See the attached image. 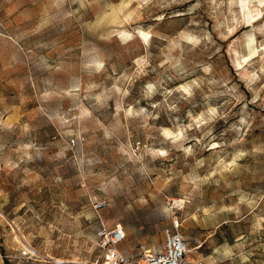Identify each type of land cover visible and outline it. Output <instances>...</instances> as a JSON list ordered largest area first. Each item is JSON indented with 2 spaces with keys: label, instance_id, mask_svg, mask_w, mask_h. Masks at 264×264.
I'll return each instance as SVG.
<instances>
[{
  "label": "rangeland",
  "instance_id": "374dc122",
  "mask_svg": "<svg viewBox=\"0 0 264 264\" xmlns=\"http://www.w3.org/2000/svg\"><path fill=\"white\" fill-rule=\"evenodd\" d=\"M175 219L196 260L264 264V0H0V264Z\"/></svg>",
  "mask_w": 264,
  "mask_h": 264
},
{
  "label": "built area",
  "instance_id": "2783aa9c",
  "mask_svg": "<svg viewBox=\"0 0 264 264\" xmlns=\"http://www.w3.org/2000/svg\"><path fill=\"white\" fill-rule=\"evenodd\" d=\"M97 238L103 250L102 260L83 262V264H206L201 260L190 258L191 248L187 238L180 231L178 219L173 220L172 226L166 228L165 243L159 251L145 250L137 256L122 252L119 245L127 238L122 224H117L114 228L102 226L97 231ZM31 254L29 248L25 249L21 253V258H29Z\"/></svg>",
  "mask_w": 264,
  "mask_h": 264
},
{
  "label": "clouds",
  "instance_id": "9594fccd",
  "mask_svg": "<svg viewBox=\"0 0 264 264\" xmlns=\"http://www.w3.org/2000/svg\"><path fill=\"white\" fill-rule=\"evenodd\" d=\"M160 19H163V17H160ZM145 39L147 40V36H145ZM201 40H210V37H209L208 35L205 34L203 37H200V38H197V37H195V36H192V37H189V38H188V42H189L190 44L194 45V46L199 45V44L201 43ZM179 63H180V61L177 60V61H176V64H173V67H176ZM204 71H205V72H210L211 69H210V67H206V68L204 69ZM192 86H196V87H198L199 84H198L197 81H193V82H192ZM151 88H152V86L149 85V90H150V92H151ZM182 90H183L184 92L188 93V95H191V86L185 85V86L183 87ZM210 112H211V114H212L213 116H215V114H216V109L213 108V109L210 110ZM164 135H165V136H169V135H171V133L165 132ZM177 138H179V136H177Z\"/></svg>",
  "mask_w": 264,
  "mask_h": 264
},
{
  "label": "bare ground",
  "instance_id": "6f19581e",
  "mask_svg": "<svg viewBox=\"0 0 264 264\" xmlns=\"http://www.w3.org/2000/svg\"><path fill=\"white\" fill-rule=\"evenodd\" d=\"M183 203L181 202V201H178V200H174L173 201V203H172V205H173V207L174 208H176V207H179V206H181ZM197 250H199V247H196L195 249L194 248H191L190 249V252L193 254V252L194 251H197ZM33 253V252H32ZM45 258H47V257H45ZM190 258L191 259H195L194 257H192V255L190 256ZM55 264H62V263H59V262H54Z\"/></svg>",
  "mask_w": 264,
  "mask_h": 264
}]
</instances>
